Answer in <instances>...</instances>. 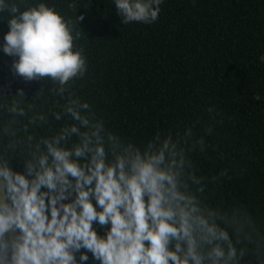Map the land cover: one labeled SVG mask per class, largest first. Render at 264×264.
<instances>
[{
  "label": "trees",
  "instance_id": "obj_1",
  "mask_svg": "<svg viewBox=\"0 0 264 264\" xmlns=\"http://www.w3.org/2000/svg\"><path fill=\"white\" fill-rule=\"evenodd\" d=\"M47 2L66 8L70 0ZM75 2L76 15L85 17L78 26L88 72L63 95L54 82L25 83L13 75L16 58L2 51L8 14L0 13V152L23 173L28 155L8 149L12 133L25 142L29 135L51 137L72 123L54 113L74 99L138 145L171 132L184 151L183 178L220 214L217 222L228 227L238 251L236 264H264V0H163L157 21L127 25L114 0ZM20 88L24 98L16 95ZM14 101L25 115L10 111ZM88 255V264H98Z\"/></svg>",
  "mask_w": 264,
  "mask_h": 264
},
{
  "label": "clouds",
  "instance_id": "obj_2",
  "mask_svg": "<svg viewBox=\"0 0 264 264\" xmlns=\"http://www.w3.org/2000/svg\"><path fill=\"white\" fill-rule=\"evenodd\" d=\"M162 2L113 4L123 24H152ZM79 6L75 0L66 8L47 0H0L9 27L2 51L16 58L14 76L54 82L61 95L83 81L88 62L79 44L85 18L76 15ZM16 95L26 94L20 88ZM10 111L26 114L15 101ZM64 116L72 123L51 137L29 135L25 142L12 133L8 149L28 155L23 173L0 152V264H88V253L98 264H236L238 251L228 227L217 222L220 214L183 178L184 151L171 132L138 145L109 130L81 99L54 113L57 121ZM185 132L191 135L190 128ZM197 142L204 147L203 138ZM190 179L200 184L194 174Z\"/></svg>",
  "mask_w": 264,
  "mask_h": 264
},
{
  "label": "water",
  "instance_id": "obj_3",
  "mask_svg": "<svg viewBox=\"0 0 264 264\" xmlns=\"http://www.w3.org/2000/svg\"><path fill=\"white\" fill-rule=\"evenodd\" d=\"M0 183H2V178H0ZM2 197H3V190L0 189V198H2Z\"/></svg>",
  "mask_w": 264,
  "mask_h": 264
}]
</instances>
